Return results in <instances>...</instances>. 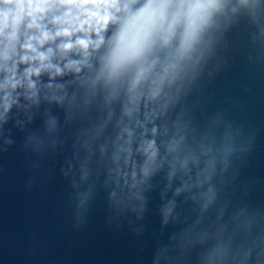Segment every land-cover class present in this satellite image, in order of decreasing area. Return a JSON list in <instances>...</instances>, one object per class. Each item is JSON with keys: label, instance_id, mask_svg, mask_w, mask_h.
<instances>
[{"label": "water", "instance_id": "95a60500", "mask_svg": "<svg viewBox=\"0 0 264 264\" xmlns=\"http://www.w3.org/2000/svg\"><path fill=\"white\" fill-rule=\"evenodd\" d=\"M39 3L0 37V264H264V0H225L195 70L135 91L97 78L115 14Z\"/></svg>", "mask_w": 264, "mask_h": 264}, {"label": "clouds", "instance_id": "9594fccd", "mask_svg": "<svg viewBox=\"0 0 264 264\" xmlns=\"http://www.w3.org/2000/svg\"><path fill=\"white\" fill-rule=\"evenodd\" d=\"M59 2L47 0L48 5ZM240 2L247 4L248 0ZM96 4L115 14L110 15L108 23L117 24L108 36V47L101 58L97 78L113 87L127 82L129 91H135L142 83L145 86L172 83L195 70L204 55L203 34L213 14L224 8L225 0H144L143 3L140 0H96ZM134 5L139 7L133 8ZM43 6L39 0H0V37L14 33L25 21L30 24L32 12ZM103 31L107 32V24ZM39 42L43 47L47 37ZM104 42V37L99 36L94 48L98 49ZM51 51L42 53L39 60H48ZM159 52L164 53L163 58L157 55ZM79 70L76 67V71ZM40 71L37 69L35 74L39 75ZM59 71L57 69V74ZM148 148H152L151 143ZM250 255V252L240 255V264H248ZM215 259L216 254H210L206 264H213Z\"/></svg>", "mask_w": 264, "mask_h": 264}]
</instances>
